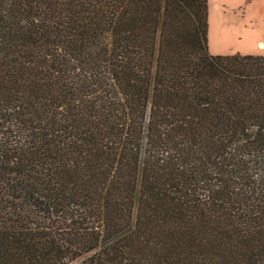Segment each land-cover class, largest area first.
Here are the masks:
<instances>
[{
    "label": "trees",
    "instance_id": "obj_1",
    "mask_svg": "<svg viewBox=\"0 0 264 264\" xmlns=\"http://www.w3.org/2000/svg\"><path fill=\"white\" fill-rule=\"evenodd\" d=\"M207 33L208 0H0V264H264V56Z\"/></svg>",
    "mask_w": 264,
    "mask_h": 264
},
{
    "label": "rangeland",
    "instance_id": "obj_2",
    "mask_svg": "<svg viewBox=\"0 0 264 264\" xmlns=\"http://www.w3.org/2000/svg\"><path fill=\"white\" fill-rule=\"evenodd\" d=\"M207 46L211 55L264 56V0H208Z\"/></svg>",
    "mask_w": 264,
    "mask_h": 264
},
{
    "label": "bare ground",
    "instance_id": "obj_3",
    "mask_svg": "<svg viewBox=\"0 0 264 264\" xmlns=\"http://www.w3.org/2000/svg\"><path fill=\"white\" fill-rule=\"evenodd\" d=\"M260 46H261V47H263V45H262V44H260Z\"/></svg>",
    "mask_w": 264,
    "mask_h": 264
},
{
    "label": "crops",
    "instance_id": "obj_4",
    "mask_svg": "<svg viewBox=\"0 0 264 264\" xmlns=\"http://www.w3.org/2000/svg\"><path fill=\"white\" fill-rule=\"evenodd\" d=\"M217 54V53H216Z\"/></svg>",
    "mask_w": 264,
    "mask_h": 264
}]
</instances>
